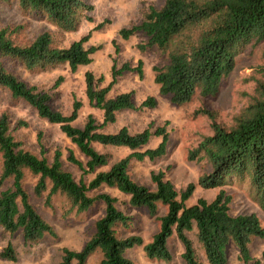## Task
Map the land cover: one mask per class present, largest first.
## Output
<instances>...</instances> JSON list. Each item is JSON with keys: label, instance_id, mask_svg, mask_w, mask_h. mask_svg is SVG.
Segmentation results:
<instances>
[{"label": "trees", "instance_id": "16d2710c", "mask_svg": "<svg viewBox=\"0 0 264 264\" xmlns=\"http://www.w3.org/2000/svg\"><path fill=\"white\" fill-rule=\"evenodd\" d=\"M13 0H0L10 2ZM24 14L45 20L63 33L76 32L83 19L93 22L86 12L92 6L83 0H16ZM103 24L96 29L102 28ZM20 27L17 28V30ZM10 28L0 29V89L8 91L15 99L24 100L38 115L51 124L60 125L62 132L87 159L86 164L76 159L73 151L67 157L86 174H95L88 185L78 183L67 171L57 152L50 163L24 149L12 134L8 114L0 117V226L9 234L21 232L26 243H38L46 236H55L48 224L30 203L24 187L27 172L38 177L35 195L39 198L49 189L48 199L56 194L66 196L71 209L78 213L89 210L96 201L105 204V213L96 221L94 233L80 251L62 250L59 264H88L100 254L94 264H135L126 254L129 250L144 245L140 236L122 238L120 228H129L132 218L118 208L117 198L109 194L90 197L89 192L102 187L116 189L129 197L132 208H144L151 217H157L160 206L167 208L159 218L160 229L151 242L144 245L150 260L169 263L172 254L169 240L176 235L184 246L185 264H202L197 257L192 240L187 233L195 230L208 264H229V249L238 250L242 264H264V251L256 259L251 255L254 238L264 241V225L256 214L233 215L232 198L221 190L213 201L204 198L188 206L196 185L191 183L183 191L166 179L164 172L152 173L155 189L136 183L130 176L132 161L149 159L154 161L167 154L169 134L163 127L154 132L147 128L141 133L131 134L127 127L117 133L102 132L104 127L115 124L117 115L123 111L153 109L158 105L154 97H148L141 106L134 103V93H122L110 99L108 93L115 85V78L125 71H137L142 77V62L134 70L125 64L119 71L113 70V82L98 88L92 72L85 74L86 96L89 104L103 111L104 119L98 124L89 115L83 127L74 124L79 118L81 103L75 102L70 115H64L51 107V95L38 86H30L11 72L8 64H18L27 72L45 71L67 64L75 73L80 66L92 63V56L101 47L86 48L91 34L73 42L68 48L55 44V37L44 32L27 44H18ZM124 40L141 36L145 43L139 50L158 48L167 53V63L154 67V84L161 96L170 97L175 106L192 101L198 90L203 96L218 92L221 81L236 67L241 51L252 43L264 40V0H165L159 9L149 7L143 20L131 28L120 31ZM264 76V68L261 70ZM258 95L235 119L232 127L216 123L213 113L198 110L195 115L208 116L212 121L213 135L205 136L198 146L189 152V161H206L210 172L201 176L198 186L204 190L222 188L231 179L249 180L257 201L264 209V83L258 84ZM162 138L159 146L143 152L150 139ZM126 148L130 155L110 165V154L100 153L95 145ZM106 171H98L108 167ZM48 201V202H49ZM5 261L17 262L12 244L0 252Z\"/></svg>", "mask_w": 264, "mask_h": 264}, {"label": "rangeland", "instance_id": "374dc122", "mask_svg": "<svg viewBox=\"0 0 264 264\" xmlns=\"http://www.w3.org/2000/svg\"><path fill=\"white\" fill-rule=\"evenodd\" d=\"M83 1L92 6L93 10L85 14L90 16L93 22L83 19L79 29L73 33L60 32L47 21L24 14L16 0L0 2V29L10 28L18 44L30 43L40 34L50 32L55 37L56 46L60 48H68L73 42L88 34H91V37L86 48L101 47L92 56V63L80 66L75 73L67 64L35 72H27L18 64H8L7 68L26 84L38 86L40 90L48 92L52 97L51 107L64 115H70L75 102H80L79 118L73 125L83 127L89 115H92L98 124H102L104 119L103 111L89 104L85 92V74L92 72L95 76L94 84L98 88H105L114 80L113 70L119 71L125 64L134 70L142 62V77L137 71H125L117 75L115 85L107 97L114 99L119 94L133 92L137 107L141 106L148 97L157 100V107L120 112L117 115V122L104 127L102 132L114 134L121 128L127 127L134 135L149 127L152 132L163 127L169 134V143L164 157L154 161L133 160L129 169L131 178L151 190L155 189L151 180L152 173L161 171L178 191H183L193 183L196 185V190L187 202L188 206L195 205L200 198L213 201L221 190H225L232 198L230 208L233 215L256 214L264 225V209L257 201L249 180L234 178L222 188L204 190L198 186V180L210 172V165L206 161L196 162L187 159L189 152L198 146L203 137L213 135V121L208 116L195 115L196 111H209L214 114L216 123L230 128L234 125L235 119L258 95V84L264 83L261 72L264 68V40L252 43L241 51L236 59L235 70L221 81L216 94L203 96L198 90L190 103L175 106L171 103L170 97L160 95L158 85L153 82L155 76L153 69L166 65L168 52L164 53L156 47L143 52L138 47L145 43L143 37L134 36L124 40L120 36L122 29L138 25L149 7L159 9L164 5L165 0ZM100 24H103L102 28L96 29ZM18 27L20 29L17 30ZM4 113L10 118L12 134L22 143L24 149L48 159L50 163L54 155L60 152L65 169L73 174L78 183L83 182L88 185L94 178L95 174H86L68 161L70 151H73L75 158L84 165L87 159L62 132L60 125L42 119L24 100L15 99L8 91L0 89V117ZM161 141L162 138L153 136L148 145L139 151L154 150ZM95 148L100 153L110 154L109 166L132 153L126 148L104 147L99 144H96ZM109 166L98 171H106ZM37 182L38 177L27 172L24 187L30 196V203L53 227L55 236H46L38 243H26L21 232L9 234L0 226V252L12 244L18 258L17 262L0 258V264H59L62 250L68 248L80 251L94 233L96 221L105 213V204L101 201H96L89 210L82 213H78L76 209L72 210L70 202L62 194L52 196L49 201V189L38 198L34 191ZM88 194L90 197L109 194L117 198L118 208L132 218V225L126 229L120 228L119 235L122 238L140 236L144 245L151 242L155 233L159 231V218L167 212V208L160 206L158 216L151 217L144 208H132L128 196L105 186ZM187 234L193 242L198 260L202 264H208L195 230ZM144 245L129 250L126 256L135 264H185L182 257L184 246L176 235L169 240L168 247L172 254V261L169 263L147 258ZM250 248L252 257L258 259L264 251V241L254 238ZM100 258V254H97L88 264H94ZM229 264H242L238 260V250L234 246L229 249Z\"/></svg>", "mask_w": 264, "mask_h": 264}, {"label": "crops", "instance_id": "0c3cea01", "mask_svg": "<svg viewBox=\"0 0 264 264\" xmlns=\"http://www.w3.org/2000/svg\"><path fill=\"white\" fill-rule=\"evenodd\" d=\"M129 93V92H128Z\"/></svg>", "mask_w": 264, "mask_h": 264}]
</instances>
